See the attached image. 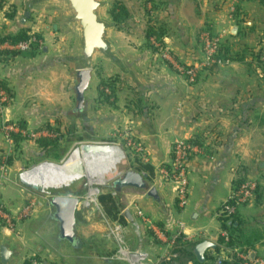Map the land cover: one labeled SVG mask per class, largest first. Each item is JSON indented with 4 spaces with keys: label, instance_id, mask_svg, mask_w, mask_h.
I'll return each instance as SVG.
<instances>
[{
    "label": "crops",
    "instance_id": "0c3cea01",
    "mask_svg": "<svg viewBox=\"0 0 264 264\" xmlns=\"http://www.w3.org/2000/svg\"><path fill=\"white\" fill-rule=\"evenodd\" d=\"M119 1L128 19L112 33V39L132 76H122L98 61L84 93L82 112L75 110V71L64 60L74 52V36L56 12L30 8L29 0H16L12 19L0 13V37L27 29L41 38L40 52L0 63V80L12 94L11 104L0 112V163L7 164L11 176L33 158L53 160L55 154L43 153L38 139L58 136L62 152L86 138L120 145L131 137L143 149V160L126 150L125 159L106 175L100 195L109 194L114 201L109 215L98 197L95 209L91 199L81 201L75 216L76 244L58 238L46 194L44 202H37L36 215L19 225L18 234L0 230V246L11 252L8 264H28L33 255L56 264H124L106 259L114 253L115 244L110 238L111 244L102 239L98 215L105 228L103 216L122 223L129 248L142 250L150 259L163 254L166 239L184 224L182 236L187 241L179 260L195 264L192 251L197 243L208 241L217 247L222 228L216 213L245 180L254 182L259 194L251 205L238 210L235 226L252 245L251 257L264 259V71L255 62L264 31V5L241 0L232 10L230 0H156L151 8L148 0ZM25 12H29L28 18H24ZM149 27L163 33L167 59L148 46L145 35ZM207 29L223 35L222 49L231 60L204 70L189 85L176 65L199 60V35ZM107 78L116 81L111 104L98 98L99 82ZM4 122L21 124L37 137L18 144L9 142L1 130ZM191 139L200 146L194 145L196 150L188 162V200L180 209L173 185L162 182L160 171L171 163L174 142ZM126 170L143 175L146 187L154 188L157 198L149 197L146 189L113 185ZM33 195L34 191L18 181L1 190L3 203L13 213ZM69 195L85 199L74 192ZM137 209L153 228L139 223ZM77 244L82 254L74 251ZM214 252L208 250L205 261Z\"/></svg>",
    "mask_w": 264,
    "mask_h": 264
},
{
    "label": "built area",
    "instance_id": "2783aa9c",
    "mask_svg": "<svg viewBox=\"0 0 264 264\" xmlns=\"http://www.w3.org/2000/svg\"><path fill=\"white\" fill-rule=\"evenodd\" d=\"M0 0V8H2V2ZM154 0H151V2ZM241 0H230L232 10ZM35 33H30V39L26 42H20L12 45L8 42L0 43V52L3 51H27L30 49V45L35 41L33 37ZM222 34H214L210 30H206L200 33L199 42L201 55L199 60L190 65H176V70L185 79L187 84L194 85L199 78L202 71L208 70L213 67H217L220 64L228 63L229 60H223L219 58V52L222 47ZM150 42L154 48L157 49V53L162 58L167 59L168 53L163 50L161 44L154 38L150 39ZM3 56L0 55V63ZM261 66L264 68V50L261 53ZM11 98L5 89H3L0 80V112L10 104ZM3 134L10 142V133H19L22 136H26V139H35L37 137L34 133H28L18 127L16 123L4 122L1 126ZM126 150H131L133 154L141 157L143 153L142 147L131 137L125 139ZM194 145L188 141H176L173 144L171 151V163L168 168L160 171L162 176V182L165 184H172L174 188L175 201L180 209H183L188 200L189 191V179H188V162L195 151ZM198 151V149H197ZM142 159V157H141ZM143 160V159H142ZM15 176H11L8 166L5 162L0 163V230H8L11 233L18 234V227L23 222L31 219L36 215L38 211V204L34 200H27L22 207L17 209L15 213L9 210L5 203L2 201L1 190L9 183L17 184ZM256 184L250 180H245L236 186L225 202L221 205L216 213V218L227 219L231 221L240 208L249 206L255 199ZM97 203V201H96ZM97 205V204H95ZM136 216L139 219L141 225L153 228V224L148 220L141 210H136ZM106 224L107 238H110L115 244V252L108 260L122 262L124 264H181L179 257L183 246L186 244V238L182 236L184 224H180L179 231L171 235L169 238H165V249L163 254L157 259H150L146 253L140 249H131L126 242L125 226L118 220L107 219L103 216ZM220 237L224 239V242H228L229 233L221 230ZM29 264H56L51 259H44L36 255L31 256ZM239 262L240 264H264V259L251 257L250 252H243L240 248L228 249L224 247V244L219 246L217 255H213L211 260L205 261L203 264H224L225 262L233 263ZM199 264V263H195Z\"/></svg>",
    "mask_w": 264,
    "mask_h": 264
},
{
    "label": "water",
    "instance_id": "95a60500",
    "mask_svg": "<svg viewBox=\"0 0 264 264\" xmlns=\"http://www.w3.org/2000/svg\"><path fill=\"white\" fill-rule=\"evenodd\" d=\"M28 5L30 8L58 9L62 24L74 36V52L64 60L75 71L74 94L76 102L75 110L77 112L84 110V93L89 86L91 72L98 61L105 62L111 69L122 76H132L129 65L114 46L112 33L117 31L120 25L108 15L109 2L107 0H29ZM28 17L29 12H25L24 18ZM101 145L104 147H115L118 150L117 155L112 160L98 165L91 172L92 178L105 182L106 175L114 171L125 159V153L117 144L102 143ZM34 168L20 173L19 179L25 185L33 189H40L41 192L48 189L65 188L80 179H84L87 182L85 175L81 172V175L73 177L64 184L55 187H43L23 177L25 173ZM113 185L117 187L146 189L149 197L157 198L155 189L146 187L144 176L132 170H126L121 177L113 182ZM81 201L82 197L71 196L69 193L51 195L48 200V205L53 212V219L57 223L58 238L71 245L77 242L75 216ZM124 215L128 217V212H125ZM215 247L214 244L208 241L197 243L192 251L196 262L203 264L205 262V253L208 250L215 249ZM10 256L11 252L6 247L0 246V264H8Z\"/></svg>",
    "mask_w": 264,
    "mask_h": 264
},
{
    "label": "trees",
    "instance_id": "16d2710c",
    "mask_svg": "<svg viewBox=\"0 0 264 264\" xmlns=\"http://www.w3.org/2000/svg\"><path fill=\"white\" fill-rule=\"evenodd\" d=\"M244 1H250V2L257 1L260 4L264 5V0H244ZM154 2H156V0H154ZM108 15L117 24H119L120 27H122L124 25V23L126 22V20L128 19V12H127L126 8L123 6V4L120 2H115V3L110 5V7L108 9ZM6 17L8 19H12L13 14H7ZM162 34L163 33L159 29H153V28L149 27V29L147 30L145 38H146V41L148 42V46L150 47V49H152L153 52L157 53V49L154 48L152 46V44H150L149 41L151 38H154L162 46V43H163L162 42ZM33 37L35 38V41L32 42V44L30 45V49L27 51H3V52H0V55L3 56L1 63H3V64L8 63V62L12 61L17 56H28V55H33L37 52H40L41 51V45H40L41 38L37 34H34ZM29 39H30V31L27 29H21L14 35H9L6 37H0V43L8 42L12 45H15V44L20 43V42H26ZM263 50H264V31L262 33L261 38L259 39V51L255 56V62L257 63L259 68L264 71V68L261 66V60H260L261 53ZM226 54H227V52L225 50H223L221 47L220 52H219V58H221L223 60H229L230 61L231 60L230 56H227ZM223 56H225V57H223ZM115 83H116V81L112 80L111 78L100 80L99 85H98V98H99V100H101V102L111 104L114 101V97H115L114 96V94H115L114 85H115ZM1 85H2L3 89H5L6 92L8 93L9 97L12 99V94H11L10 90L8 89V87L6 86V84L1 81ZM17 125L20 129L25 130L24 126H22L21 124H17ZM68 134L69 135L72 134V131H69ZM9 136L15 144H18V142L26 139V136H22L19 133L18 134L10 133ZM78 140H80V139H78ZM190 142L195 146H200V144H198V142H196L195 139H191ZM37 145L41 149V151L43 153H45L46 155H48L49 153H54L55 155L53 156V158H55V159H59L61 156H63L62 154L64 151L61 152L59 149L60 146H59V137L58 136H56V138H54V139H49V140L38 139ZM8 163H10V160ZM258 194H259V187L257 186L256 191H255V195H258ZM98 202L103 207V209L107 215H109L111 210L113 208H115L114 201L112 200V198L109 194L98 196ZM109 218L111 219V217H109ZM219 223L221 225L222 230L227 231L229 233V240H228V242H224V239L222 237H219L218 244H217V247L215 248V252H214L215 255L218 254L219 246H221L223 244H224V247L228 248V249L240 248L243 252H248L250 250L249 248H251L252 245H250L246 241H244L245 238L240 236V234H238L240 232L239 231L240 229L238 226L237 227L235 226V218H233L231 221H228L227 219H220ZM211 259L212 258L206 259V261L211 260ZM27 263L29 264V261ZM224 264H228V263H224ZM231 264H240V263L237 261V262H233Z\"/></svg>",
    "mask_w": 264,
    "mask_h": 264
},
{
    "label": "bare ground",
    "instance_id": "6f19581e",
    "mask_svg": "<svg viewBox=\"0 0 264 264\" xmlns=\"http://www.w3.org/2000/svg\"><path fill=\"white\" fill-rule=\"evenodd\" d=\"M79 147L73 149L68 159L62 165L51 162L42 163L25 173L23 177L43 187H55L68 182L73 177H78L82 172L89 185L103 186L104 182L92 178L91 172L98 165L112 160L118 153L117 148L94 147V145ZM88 198L91 199L90 202L95 203V199L91 197V190L88 192Z\"/></svg>",
    "mask_w": 264,
    "mask_h": 264
},
{
    "label": "rangeland",
    "instance_id": "374dc122",
    "mask_svg": "<svg viewBox=\"0 0 264 264\" xmlns=\"http://www.w3.org/2000/svg\"><path fill=\"white\" fill-rule=\"evenodd\" d=\"M107 1L109 2L108 9H109L110 5L113 4V3H115V2H120L121 3V1H119V0H107ZM148 1L150 2V7L151 8H154V4L153 3L151 4V0H148ZM2 2L3 3H2V8H0V11H1L0 13H3V15L12 13L13 10L15 9L14 4L16 3V0H3ZM10 2H12V3H10ZM50 11L56 12L57 18H60V21H61V15H60V12H59L58 9L52 8V9H50ZM255 54H257V53H255ZM11 102H12V99L10 101V104H11ZM102 143H104V142H98L94 138H86L83 141L76 142V143H73L71 145H68L67 148H66V150L62 154L63 156H61L59 159L53 158V160H51V159L44 160L42 158H38V159L33 158L29 162L22 163V171L20 173H22L24 171H28V170L36 167L37 165H40V164L46 163V162H51V163H55V164H58V165H62L68 159V157H69L70 153L73 151V149L79 147L80 145H83V146H80L79 148L86 147V146H90V145H94V147H96V146L99 147V146H102L101 145ZM107 143H109V144H117L116 142H107ZM117 145H119V144H117ZM119 146L121 147V149L125 153L126 152L125 145L120 144ZM20 173H16L15 174L16 180H18L19 183L23 184L24 186H27L29 189H31L32 191L35 192V195L30 196L27 200H34V201H36L38 203L39 202H41V203L44 202V200L46 198L45 197L46 195H48L50 197L51 195H63V194H68V193H72V192H74L76 194L82 195L85 198V199H82V201H84V200H86V197H88L89 190H91V197H93L95 199V203L91 204V206L95 209V207L97 206V205H95V204H97L96 203L97 197H98V195L100 196V194L104 191V187L103 186L101 187V186L88 185L87 182L84 179H80V180L74 181L68 187L59 188V189H48V190H45V191L41 192L40 189H33L32 187H30L28 185H25L19 179V174ZM97 180H99V179H97ZM29 181L32 182L31 180H29ZM99 181L100 182H103L102 180H99ZM95 194H98V195L96 196ZM40 196H41L42 199L41 198L40 199L38 198ZM255 197H256V195H255ZM88 200H89V198H88ZM89 202H90V200H89ZM94 212L96 214V211H94ZM98 220H99V222L101 223V225L103 227V238L102 239L104 241L106 240L107 242H109L111 244L112 242H110L108 240V238H107L106 228L104 227V225L102 223V220H101V217L99 215H98ZM261 229L264 230V228L262 226H261ZM261 235H262V239H263L262 240V243L264 244V232H262ZM248 237H249V234H248ZM104 241H101V242H104ZM78 245L79 244L76 245L74 251H77L80 254H82V250L79 248ZM113 252H115V250ZM83 255H84V253H83Z\"/></svg>",
    "mask_w": 264,
    "mask_h": 264
}]
</instances>
